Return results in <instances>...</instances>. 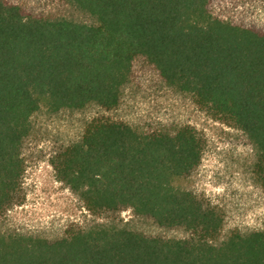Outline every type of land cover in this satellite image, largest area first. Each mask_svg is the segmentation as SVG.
<instances>
[{
    "label": "trees",
    "instance_id": "1",
    "mask_svg": "<svg viewBox=\"0 0 264 264\" xmlns=\"http://www.w3.org/2000/svg\"><path fill=\"white\" fill-rule=\"evenodd\" d=\"M97 25L31 17L0 0V213L16 201L30 119L89 104L116 107L134 60L144 58L178 92L242 131L258 152L264 189V30L214 17V0H65ZM189 127L142 132L95 120L54 162L56 177L88 211L129 209L189 239L117 227L67 236H0V264H264V229L220 242L222 215L173 181L200 163Z\"/></svg>",
    "mask_w": 264,
    "mask_h": 264
},
{
    "label": "rangeland",
    "instance_id": "2",
    "mask_svg": "<svg viewBox=\"0 0 264 264\" xmlns=\"http://www.w3.org/2000/svg\"><path fill=\"white\" fill-rule=\"evenodd\" d=\"M31 17L97 25L96 20L65 0H6ZM210 13L223 21L264 30V0H214ZM95 120L123 123L151 132L189 126L203 142L199 165L173 181L222 215L220 242L232 232L264 229V189L257 175L258 152L247 136L201 107L195 98L168 86L144 58L134 60L129 82L116 107L89 104L80 110L51 112L46 100L30 119L21 149L24 172L16 201L0 213V236L13 234L49 241L95 227H117L146 237L189 239L183 228H163L129 209L90 212L78 195L56 177L57 156L78 142Z\"/></svg>",
    "mask_w": 264,
    "mask_h": 264
}]
</instances>
